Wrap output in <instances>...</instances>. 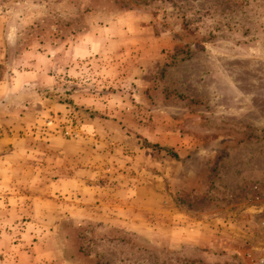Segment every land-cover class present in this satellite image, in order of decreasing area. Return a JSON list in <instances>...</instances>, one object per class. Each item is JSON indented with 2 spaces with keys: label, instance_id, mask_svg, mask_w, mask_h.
Wrapping results in <instances>:
<instances>
[{
  "label": "rangeland",
  "instance_id": "obj_1",
  "mask_svg": "<svg viewBox=\"0 0 264 264\" xmlns=\"http://www.w3.org/2000/svg\"><path fill=\"white\" fill-rule=\"evenodd\" d=\"M0 87V264H264V0H0Z\"/></svg>",
  "mask_w": 264,
  "mask_h": 264
},
{
  "label": "crops",
  "instance_id": "obj_2",
  "mask_svg": "<svg viewBox=\"0 0 264 264\" xmlns=\"http://www.w3.org/2000/svg\"><path fill=\"white\" fill-rule=\"evenodd\" d=\"M28 53H26V55H27ZM29 74H31V73H29ZM25 79H21L20 77L18 78V81L20 82L19 83V85H22V83H25L24 85H30L31 84V82H27L28 80H31V79H33L32 77H31V75H26L25 74ZM28 76V77H27ZM23 78V77H22ZM35 78V77H34ZM36 79V78H35ZM23 85V86H24ZM22 86V87H23ZM18 87H20V86H18ZM22 87H20V90H23V88ZM1 88V87H0ZM20 90H12V91H10V93H8L7 95H6V98H5V102H3V98H4V94H5V92L2 90V89H0V112H6V111H8L9 110V108H12L11 106H19V103L17 102V101H13V99H16L17 98V96H19V94H18V91H20ZM13 109V108H12ZM28 109V108H27ZM2 121V120H1Z\"/></svg>",
  "mask_w": 264,
  "mask_h": 264
},
{
  "label": "trees",
  "instance_id": "obj_3",
  "mask_svg": "<svg viewBox=\"0 0 264 264\" xmlns=\"http://www.w3.org/2000/svg\"><path fill=\"white\" fill-rule=\"evenodd\" d=\"M153 146H156V145H153Z\"/></svg>",
  "mask_w": 264,
  "mask_h": 264
}]
</instances>
